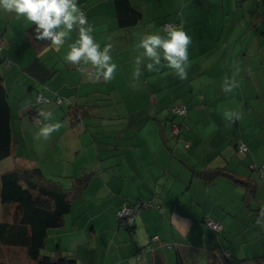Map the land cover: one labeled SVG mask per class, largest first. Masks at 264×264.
I'll return each instance as SVG.
<instances>
[{"label":"crops","instance_id":"1","mask_svg":"<svg viewBox=\"0 0 264 264\" xmlns=\"http://www.w3.org/2000/svg\"><path fill=\"white\" fill-rule=\"evenodd\" d=\"M130 2L143 20L121 29L113 0H77L94 42L116 64L110 80L96 78L90 63L63 59L78 39L76 28L57 49L29 37L31 22L0 12V79L14 145L0 174L40 168L67 192L74 178L88 176L71 194L63 225L48 232L50 257L70 256L75 264H255L258 258L264 264V0ZM164 23L190 37L183 76L138 46L147 34L165 35ZM37 93L48 99L40 127L29 113L35 108L39 115ZM172 106L187 110L188 129L177 138L170 125L182 120L171 115ZM214 169L229 176L201 177ZM137 199L151 207L134 211L129 233L116 212ZM11 211L0 206V221ZM207 219L222 230L209 232ZM0 261L22 264L24 251L0 246Z\"/></svg>","mask_w":264,"mask_h":264},{"label":"trees","instance_id":"2","mask_svg":"<svg viewBox=\"0 0 264 264\" xmlns=\"http://www.w3.org/2000/svg\"><path fill=\"white\" fill-rule=\"evenodd\" d=\"M255 1L258 2L257 0ZM113 5L118 28H131L142 23L143 16L131 5L130 0H113ZM33 29L34 27H31L27 32L32 40L37 41ZM164 32L166 33L167 31ZM0 40L2 41L1 53L4 44L1 33ZM38 94L43 95L42 93L35 95V106L41 105L36 103ZM57 100H59V103H57ZM44 103H48V99ZM55 103L60 105L62 99L57 98ZM35 112V108L29 112L32 114L31 119L33 121L36 118H40ZM12 123L11 106L0 79V162L10 157L13 153ZM177 126L179 127L177 133H170L172 138H177L182 131L188 129L185 122ZM170 132H172V129H170ZM219 176H229V173L221 169L208 170L201 173V177L207 181ZM87 181L88 176L86 175L74 178L73 189L67 192L63 190L59 182L47 180L40 168L13 169L0 174V206L12 209L8 221H0V246L23 250L25 261L22 264H75V260L70 256L50 257L46 253L43 254L42 250L46 247L45 241L48 232L63 225L64 218L70 209L71 194L72 196L79 194ZM124 206L132 208L134 214L137 209L151 207V203L144 199H137L130 204H124ZM205 221H203V224ZM118 222L127 232H132L133 222L130 225L127 223L122 224V221ZM223 257L227 259L226 256ZM254 263L261 264L260 258L255 259ZM0 264L13 263L0 261ZM157 264L163 263L159 261ZM176 264L182 263L177 261Z\"/></svg>","mask_w":264,"mask_h":264},{"label":"clouds","instance_id":"3","mask_svg":"<svg viewBox=\"0 0 264 264\" xmlns=\"http://www.w3.org/2000/svg\"><path fill=\"white\" fill-rule=\"evenodd\" d=\"M0 12L13 13L34 25L35 39H46L59 49L74 28L78 29V39L69 46L63 59L76 65L78 61L90 63L96 68L97 77L110 80L116 64L110 62L108 48L100 49L94 42L92 26L87 24L84 11L77 0H0ZM190 37L179 27H169L165 35L147 34L139 41L142 55L159 64L163 57L170 68L183 76L182 62L187 60ZM139 57L136 62L139 63ZM152 64H148L151 69ZM102 70V71H101ZM51 129L44 128L45 134Z\"/></svg>","mask_w":264,"mask_h":264},{"label":"built area","instance_id":"4","mask_svg":"<svg viewBox=\"0 0 264 264\" xmlns=\"http://www.w3.org/2000/svg\"><path fill=\"white\" fill-rule=\"evenodd\" d=\"M257 1H261V0H257ZM169 27H174V26L171 23H165L163 25L164 31H167ZM1 48H2V41L0 40V50ZM44 102H47V99L43 95L38 94L36 96V103L42 104ZM57 103H59V100H57ZM170 111L173 115H176V116H181L183 118L186 116L185 106H174L173 108H171ZM33 123L35 126L41 125V121L38 118H36L33 121ZM171 127H172L171 129H172L173 134L177 133V131L179 130V127L176 124H172ZM245 150H246L245 146L243 144H239L238 152L242 153V152H245ZM250 168L253 169V166H250ZM259 171L260 172L264 171V164L259 167ZM116 216H117L118 221L123 222L122 224L127 223L130 225L133 222V209L130 208L129 206H122L119 210H117ZM204 225L209 231L213 233H218L221 230V224L216 221L206 220L204 222Z\"/></svg>","mask_w":264,"mask_h":264},{"label":"rangeland","instance_id":"5","mask_svg":"<svg viewBox=\"0 0 264 264\" xmlns=\"http://www.w3.org/2000/svg\"><path fill=\"white\" fill-rule=\"evenodd\" d=\"M44 104H46V103H44ZM44 104H41V105H44ZM41 105L38 106V111H37V112H39V117H40L39 119H40V121H41V125H42V119H41V118H42V115H44L45 113H43V112L41 111V109H42V106H41ZM171 115H173V114H171ZM44 116H45V115H44ZM44 116H43V117H44ZM173 116H174L175 118L177 117V118H179V119L182 120V122H181L180 124H182V123L185 121V119H183V117H181V116H176V115H173ZM26 118H27V117H26ZM27 119H28V118H27ZM175 124H176V123H175ZM178 124H179V123H177V125H178ZM41 125H40V126H41ZM40 126H39V127H40ZM170 127H171V125H170ZM33 132H38V129H33ZM36 146H37V145H36ZM37 147H39V146H37ZM46 179H47V180H50V181H53V180L55 181V180H57V181L63 182L61 179H57V178H55V179H51L50 176H47ZM206 229H207V228H206ZM207 230H208V229H207ZM208 231H209V230H208ZM209 232H211V231H209ZM211 233H212V232H211ZM49 242H50V241H47V244H46L45 249L42 250V253H43V254H44V253L47 254V253H49V252L52 253L51 251H48V244H49Z\"/></svg>","mask_w":264,"mask_h":264}]
</instances>
